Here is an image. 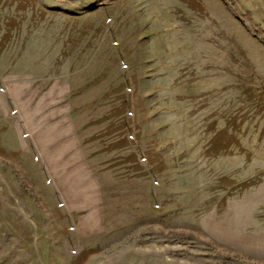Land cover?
I'll list each match as a JSON object with an SVG mask.
<instances>
[{"label": "rangeland", "instance_id": "374dc122", "mask_svg": "<svg viewBox=\"0 0 264 264\" xmlns=\"http://www.w3.org/2000/svg\"><path fill=\"white\" fill-rule=\"evenodd\" d=\"M56 82L104 222L80 233L13 92L0 264H264V0H0V91ZM87 175L64 176L74 203Z\"/></svg>", "mask_w": 264, "mask_h": 264}, {"label": "crops", "instance_id": "0c3cea01", "mask_svg": "<svg viewBox=\"0 0 264 264\" xmlns=\"http://www.w3.org/2000/svg\"><path fill=\"white\" fill-rule=\"evenodd\" d=\"M2 87L5 90L0 91V111L8 115L11 110V103L15 106L13 102L14 92L15 100L26 122L37 127L34 138L29 128H24L23 131L32 140V145L37 151L50 180L61 195L65 207L70 214L76 216V225L80 233L84 235L100 230L99 227L104 222L105 213L101 187L77 133L71 104L68 102L51 103L62 100L64 91L67 90L68 86L56 82L52 89L50 90V87L45 93L41 89H35L31 84L25 87L23 84H15L14 87L13 84L9 83L2 85ZM26 96L32 100L33 106L37 102L35 107L31 108ZM20 98H25L23 104ZM24 103L26 108L23 107ZM17 116H19V111L14 120V128L16 133H19ZM20 144L23 150L30 149L31 144L27 139L24 141L22 136L20 137ZM78 167L83 171L85 169L88 173V181L94 183L92 191L97 194V200L89 205H83L77 200L74 203L73 199L66 194L67 185L64 182V176H70V172ZM91 223H96V227L90 229Z\"/></svg>", "mask_w": 264, "mask_h": 264}, {"label": "built area", "instance_id": "2783aa9c", "mask_svg": "<svg viewBox=\"0 0 264 264\" xmlns=\"http://www.w3.org/2000/svg\"><path fill=\"white\" fill-rule=\"evenodd\" d=\"M1 90L3 91V90H5V89L2 87V89H1ZM14 113H15V112H14Z\"/></svg>", "mask_w": 264, "mask_h": 264}]
</instances>
